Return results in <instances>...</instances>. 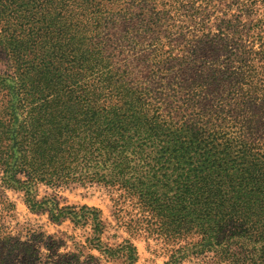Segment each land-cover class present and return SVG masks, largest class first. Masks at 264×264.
Instances as JSON below:
<instances>
[{"label":"trees","instance_id":"1","mask_svg":"<svg viewBox=\"0 0 264 264\" xmlns=\"http://www.w3.org/2000/svg\"><path fill=\"white\" fill-rule=\"evenodd\" d=\"M41 184L114 193L129 238ZM6 190L107 260L264 264V0H0V264H33Z\"/></svg>","mask_w":264,"mask_h":264},{"label":"rangeland","instance_id":"2","mask_svg":"<svg viewBox=\"0 0 264 264\" xmlns=\"http://www.w3.org/2000/svg\"><path fill=\"white\" fill-rule=\"evenodd\" d=\"M216 16L217 14L214 15ZM33 194L37 201L47 199L57 204L59 209L71 207L78 209L82 205L98 208L105 226L101 239L105 246L113 248L123 239L129 238L122 225L130 217V209L115 204L112 200L116 198L114 193L100 187L69 185L51 188L41 184L35 187ZM4 197L15 206L16 220L12 227L15 224L18 226L14 227L17 233H13L12 236L18 237L21 243L28 242L34 249L33 264L54 263L62 257L64 261L70 260L73 253L80 256L78 262L80 264H123L121 258L107 260L98 250L85 247V239L90 235L89 227H75L69 220L53 222L49 219V213L43 210L33 212L25 203L22 192L6 190ZM27 231L30 233L29 236H25ZM153 238L150 237L148 240L144 237L131 238L137 249V264H163L166 260L163 243ZM183 264L193 263L186 261Z\"/></svg>","mask_w":264,"mask_h":264}]
</instances>
